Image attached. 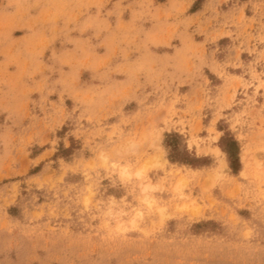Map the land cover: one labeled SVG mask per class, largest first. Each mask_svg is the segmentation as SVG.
I'll list each match as a JSON object with an SVG mask.
<instances>
[{
	"label": "rangeland",
	"instance_id": "1",
	"mask_svg": "<svg viewBox=\"0 0 264 264\" xmlns=\"http://www.w3.org/2000/svg\"><path fill=\"white\" fill-rule=\"evenodd\" d=\"M0 264H264V0H0Z\"/></svg>",
	"mask_w": 264,
	"mask_h": 264
},
{
	"label": "trees",
	"instance_id": "2",
	"mask_svg": "<svg viewBox=\"0 0 264 264\" xmlns=\"http://www.w3.org/2000/svg\"><path fill=\"white\" fill-rule=\"evenodd\" d=\"M227 140L228 145L224 147V150L227 152L231 168L237 172L240 169L239 144L233 137L227 138Z\"/></svg>",
	"mask_w": 264,
	"mask_h": 264
},
{
	"label": "bare ground",
	"instance_id": "3",
	"mask_svg": "<svg viewBox=\"0 0 264 264\" xmlns=\"http://www.w3.org/2000/svg\"><path fill=\"white\" fill-rule=\"evenodd\" d=\"M217 150H218V149H217ZM218 151L223 153V151H220V150H218Z\"/></svg>",
	"mask_w": 264,
	"mask_h": 264
}]
</instances>
